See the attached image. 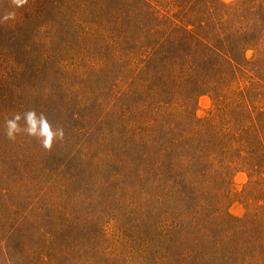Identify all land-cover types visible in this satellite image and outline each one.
Wrapping results in <instances>:
<instances>
[{"label": "rangeland", "instance_id": "obj_1", "mask_svg": "<svg viewBox=\"0 0 264 264\" xmlns=\"http://www.w3.org/2000/svg\"><path fill=\"white\" fill-rule=\"evenodd\" d=\"M143 1L28 0L14 8L0 0V16L15 13L0 23V264H195L193 250L215 249L207 235L222 242L215 264H264V236L245 244V223L255 226L259 212L246 191L254 166L242 162L223 180L210 168L213 151H199L223 121L211 120L220 102L214 88H250L254 73L222 71L210 91L193 92L194 77L151 88L149 72L137 69L141 57H131L134 40L120 32L136 11L149 23ZM152 1L163 10L181 6ZM256 57L247 50L248 60ZM30 108L65 130L50 151L27 135L5 137L4 121ZM185 130L205 136L193 140ZM148 135L165 166L128 156ZM194 147L204 163L185 170L181 159ZM204 241L210 245L192 247Z\"/></svg>", "mask_w": 264, "mask_h": 264}, {"label": "trees", "instance_id": "obj_2", "mask_svg": "<svg viewBox=\"0 0 264 264\" xmlns=\"http://www.w3.org/2000/svg\"><path fill=\"white\" fill-rule=\"evenodd\" d=\"M150 1L152 0L143 1L145 7L149 8V10L146 9L149 23L141 25L139 12L136 11L129 24L120 32L123 39L134 40L135 47L131 57L134 58V55L141 57L143 64L137 69L139 71L146 69L149 72L145 83L148 82L151 88L158 87L164 90L165 84L170 88L174 85L181 86L183 82L189 84L188 78L194 77L190 86L191 90L194 89L193 92L210 91L212 84L219 86V80L212 78H220L218 76L222 71L231 72L236 70L235 68L246 67L254 73L249 80L256 79V81L252 82L250 88L246 87L240 91L233 90L231 85L214 88L215 91L218 90L217 94V91L214 93L220 102L216 103V111L211 120L214 122L222 118L223 121L221 125L217 123L215 126V122L212 124L211 127L215 131L213 136H209L210 140L208 139L205 143L207 147L205 144L199 147V151H204L203 148L205 151H209L208 149L213 151L211 155L215 160H212L210 168L212 172L218 173V177L222 176L223 180L228 179L235 167L242 162L254 166L246 191L248 196L256 201L254 205H257L256 209L259 212L257 210L255 212V226L251 221L245 223L247 234L245 244L250 246L253 234L264 236V218H260L264 217V52L259 49L264 39V0H237L234 6H227L218 0H178V2L181 1V6H178L175 11L172 10L171 5L163 10L161 9L163 6L157 8L153 1L152 3ZM172 2L175 3L177 0ZM250 48L255 49L257 53L258 57L254 60L246 58V52ZM257 86L259 89H256ZM121 117L120 120H125V113L121 114ZM191 117V123L197 126L196 123L200 121L193 115ZM104 118L105 120L108 118V113H105ZM150 129L148 126L141 131L148 134ZM187 132L193 140L205 136L195 130ZM187 132L183 131L184 136ZM151 137L148 135L144 142L137 140L136 145L132 142L129 151L131 154L128 156H132L135 165L145 162L154 163L157 158L159 162L154 164L163 166L165 158L162 160L161 156L151 154L157 146L156 141ZM217 140H225L227 148L215 147ZM210 143L214 145L210 147ZM199 151L184 153L181 163L185 170L193 165V160H196L198 164L204 163L200 162L203 155ZM229 155L232 161L228 159ZM208 163L210 161L206 162L207 165ZM202 168L206 169L203 166ZM203 172L206 174V170ZM175 178L177 177L173 175L168 180H175ZM196 232L199 234L197 229ZM207 236L213 240L211 243L215 249L193 250L194 256L191 260L196 259L195 264H215L214 259H219L218 253L222 251L220 246L222 242H218L216 237L214 239L213 236ZM225 239L231 241L230 234ZM262 240L263 237L260 238V241ZM200 243H192V247L210 245L205 241ZM232 258L231 254L229 259Z\"/></svg>", "mask_w": 264, "mask_h": 264}, {"label": "clouds", "instance_id": "obj_3", "mask_svg": "<svg viewBox=\"0 0 264 264\" xmlns=\"http://www.w3.org/2000/svg\"><path fill=\"white\" fill-rule=\"evenodd\" d=\"M28 0H11L14 8H21ZM15 19L14 12H7L0 16V23ZM4 134L8 140H15L18 135H27L35 138L45 150L50 151L57 141L65 136L63 126L54 125L43 112L30 108L22 113L17 112L4 121Z\"/></svg>", "mask_w": 264, "mask_h": 264}]
</instances>
